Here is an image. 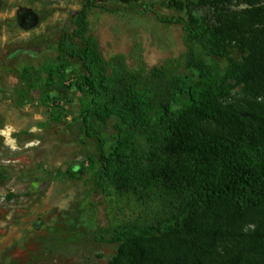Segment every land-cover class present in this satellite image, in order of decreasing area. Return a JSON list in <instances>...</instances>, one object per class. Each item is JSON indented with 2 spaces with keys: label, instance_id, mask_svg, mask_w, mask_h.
Here are the masks:
<instances>
[{
  "label": "trees",
  "instance_id": "16d2710c",
  "mask_svg": "<svg viewBox=\"0 0 264 264\" xmlns=\"http://www.w3.org/2000/svg\"><path fill=\"white\" fill-rule=\"evenodd\" d=\"M105 1L82 0L61 30L54 56L63 73L69 60L83 68L81 83L74 84L90 98L80 114L82 127L93 120L111 123L115 132L109 151L99 140L95 189L105 218L100 238L121 243L128 261L147 262V242L190 236L185 256L198 244L196 226L211 207H223L236 222L264 208V128L241 126L215 104L235 85L264 87V0L172 2L189 13L186 21L160 17L152 4L134 12L105 8ZM94 12L117 15L125 24L128 54L104 58L92 32ZM247 18L253 23L244 32L239 26ZM17 21L29 29L34 13L25 10ZM173 26L182 31L177 54L166 34ZM233 44L250 52L246 62L230 57ZM147 46L171 56L148 65ZM215 59L227 64L220 69ZM48 76L53 80L55 73ZM193 118L222 122L231 133L196 127Z\"/></svg>",
  "mask_w": 264,
  "mask_h": 264
},
{
  "label": "rangeland",
  "instance_id": "374dc122",
  "mask_svg": "<svg viewBox=\"0 0 264 264\" xmlns=\"http://www.w3.org/2000/svg\"><path fill=\"white\" fill-rule=\"evenodd\" d=\"M175 1L198 0H109L101 6L140 12L152 4L158 16L186 21L189 13ZM81 4L0 0V264H264L263 207L249 211L242 222L227 217L221 206L211 207L196 226L198 244L185 256L183 245L190 236L147 242L144 248L152 256L147 262L128 261L120 253L121 243L100 238L105 218L95 189L99 140L109 151L115 132L111 123L101 126L93 120L82 127L80 114L90 98L74 84L81 83L83 68L69 60L64 64L69 71L63 73L54 58L62 28ZM25 10L34 13L29 29L17 21ZM91 17L104 58L129 53V33L117 15L94 12ZM252 23L247 18L239 27L249 32ZM166 34L176 42L177 54L183 49L180 26ZM170 56V50L151 46L144 54L148 65ZM230 57L242 64L250 52L233 44ZM215 62L220 69L227 64L226 59ZM215 104L241 126L264 128V87L235 85ZM192 124L231 133L218 121L193 118Z\"/></svg>",
  "mask_w": 264,
  "mask_h": 264
}]
</instances>
